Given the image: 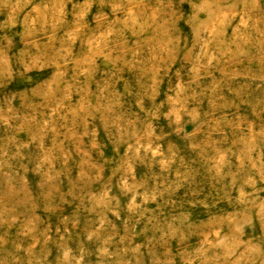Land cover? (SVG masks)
Listing matches in <instances>:
<instances>
[{
    "label": "rangeland",
    "instance_id": "374dc122",
    "mask_svg": "<svg viewBox=\"0 0 264 264\" xmlns=\"http://www.w3.org/2000/svg\"><path fill=\"white\" fill-rule=\"evenodd\" d=\"M0 264H264V0H0Z\"/></svg>",
    "mask_w": 264,
    "mask_h": 264
}]
</instances>
